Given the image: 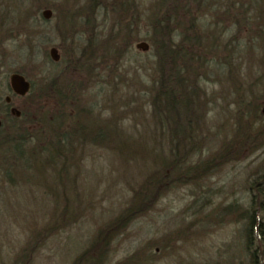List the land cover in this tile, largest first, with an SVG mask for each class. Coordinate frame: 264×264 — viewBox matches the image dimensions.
I'll list each match as a JSON object with an SVG mask.
<instances>
[{
  "label": "trees",
  "instance_id": "16d2710c",
  "mask_svg": "<svg viewBox=\"0 0 264 264\" xmlns=\"http://www.w3.org/2000/svg\"><path fill=\"white\" fill-rule=\"evenodd\" d=\"M164 1L166 3L161 9L154 8L153 11L149 9L150 5L136 4L135 0L106 3L103 11L109 8L113 17L110 27L102 29L104 32L101 34H95V29L102 25H91L88 17L85 22L75 19L81 14L75 11V20L71 23L78 22L80 27L65 30L67 32L56 31L61 34L58 36L62 43L57 46L61 51V61L56 64L60 63L62 69L56 74L41 77L39 93L45 100L36 106L44 110L45 123L34 128L33 119L29 115L24 116V106L19 108L23 119L4 111L3 118H9L11 125L0 132L2 212L1 208H5L7 213L14 214L12 206L6 207L8 199L13 197V190L30 178L27 173L33 163L37 160L40 164L43 154L50 149L57 153L55 161H63L62 172L72 168L78 172L80 168H77L76 159L85 149L100 151V155L103 151L110 152L116 155L118 166L127 170L134 167L130 165L135 161L142 162L141 157H145L146 152L155 157L160 155L165 160L158 166L154 161L152 169L141 174L139 182L132 187L128 185L131 189L125 206L101 223L65 264H142L145 262L141 259L144 253L140 251L112 262L120 234L153 209L156 199L172 187L195 184L207 172L220 169L228 162L238 163L264 145V116L260 110L264 106V93L254 92L264 81V0ZM87 3L88 13L92 14L95 5L92 0ZM73 14L70 15L72 19ZM29 27L22 39L28 51L33 47L29 45L30 40L40 39L43 34L37 27ZM141 29L145 30L143 39L151 54V82L147 89L150 115L144 127L152 124L151 130L164 135V138H150L148 151L145 145L130 139L134 134L128 131L129 127L110 125L109 121H100L97 116V123H84L90 115L86 114L95 103L93 88L101 85L107 94L110 93L111 82L117 79L119 64L126 57L130 45L138 39ZM244 67L245 71H242ZM254 67L259 69L255 77ZM17 73L23 75L24 72L19 70ZM26 77L29 79L28 75ZM208 77L214 78L217 93L223 99L225 96L227 106L232 107L231 112L215 125L213 134L206 135V139L210 137L220 143L217 153L204 162L183 167L184 161L195 154V148L203 140L198 133L200 113L211 101L206 99L205 89L198 87L197 83L201 80L206 82ZM175 79L187 96L188 120L183 127L184 140L177 142L176 156L169 160L174 147L171 150V143L166 142V125L159 124L158 119L162 116L163 96L171 91ZM118 82L122 83L119 79ZM31 86H34L33 82ZM133 86H138V81L132 80L130 87ZM7 90L10 92L9 88ZM12 96L25 99V96ZM46 101L55 103L54 111L48 109ZM103 107L107 108L106 105ZM46 115L48 118L51 115V119H46ZM32 125L34 127H28ZM30 141H33L32 145H29ZM72 143H79L78 153L71 152ZM49 161L54 159L49 156ZM48 165L60 166L52 162L45 166ZM80 172L77 177L75 173L65 172L62 178L58 173V187L50 185L49 188L28 190L31 200L38 193L41 200L50 198L54 205L52 209L46 208L43 215H36L34 220L23 219L20 222L24 225L19 228L20 234L22 232L24 236L10 241L7 247L0 245V264H34L35 253L51 244L57 234L80 224L82 214L80 210L78 212V206L82 203L78 201L73 186L81 177ZM68 175L69 179L63 181ZM248 190L253 194L247 198L242 210L230 206L227 209L240 221V246L247 264H264V177L259 182H251ZM7 233L11 234L10 229Z\"/></svg>",
  "mask_w": 264,
  "mask_h": 264
},
{
  "label": "rangeland",
  "instance_id": "374dc122",
  "mask_svg": "<svg viewBox=\"0 0 264 264\" xmlns=\"http://www.w3.org/2000/svg\"><path fill=\"white\" fill-rule=\"evenodd\" d=\"M92 1L95 8L92 14H89L88 0H0V132L5 131L11 125L9 118H3L4 111L7 109L1 102L5 97L11 99V105L18 112H20L19 108L26 107L24 116L29 115L36 126H28L29 128H37L45 123L44 110L38 109L36 104L45 100L39 93L41 77L56 74L62 69L60 63L56 64L48 59V50L55 48L59 55L58 62L61 61V51L57 49L58 45H62L60 43L61 34L56 31L67 32L65 29H68L66 24L62 27L56 26V30L53 27V24L60 19L59 15L62 13L60 11L68 10L67 12L74 13L77 10L78 14L81 12L82 15L79 14L76 18L73 14V19L70 18V20L74 22L78 18L79 21L85 22L88 17L91 25L96 27L102 25L101 28L95 29V34H101L104 32L102 29L110 27L113 17L109 8L103 11L104 5L110 4L111 1L124 0ZM135 1L136 4L150 5V11L154 8L161 9L166 3L164 0ZM45 9L51 12L47 21L40 16ZM59 23H68V20L63 18ZM29 26L43 31L40 39L30 40V46L36 45L30 50L31 53L22 40L24 31L29 30ZM73 26L79 28L80 24L75 22ZM145 36V30L141 29L138 32V39L130 45L126 57L119 64L117 79L113 82L115 85L113 86L111 82L110 93L107 94L101 85L98 86L100 90H97L98 87L93 88L92 91L96 93L95 103L92 105L93 109L86 114L90 115L84 123L87 125L89 122L97 123L98 120L95 118L97 116L100 121H109L110 125L129 127L128 131L134 134V136L130 135V139L145 145V150L148 151L150 138H164V135L160 136L158 132L151 130L152 124L144 127V122L149 120L150 115L147 89L151 82V71L149 70L151 54L149 47L147 51L141 52L136 50L134 45L139 42L147 44L143 39ZM79 40H82L81 37ZM68 42L66 40L65 43L68 44ZM65 43H63L64 46H66ZM19 70L25 74H18L30 83V90L25 95V99L15 98L7 90L8 76ZM257 70L259 69L253 68V77L257 75ZM242 71H245V67ZM118 79L122 81L121 84ZM132 80L138 81V86L130 87ZM32 82L34 86H31ZM261 83V86L257 87L254 92L264 93V81ZM197 86L205 89L207 97L205 98L211 102L208 103L206 110L201 112L202 115L200 113L202 118H199L198 133L203 140L197 142L195 154L184 161L183 167L204 162L217 153L220 143L210 137L206 139V135L214 133L215 125L222 121L232 108L227 106L225 96L223 99V96L217 93L218 86L213 77H208L206 82L199 81ZM113 88L116 91L113 92ZM46 102L50 107L48 109L54 111L55 103ZM163 104L162 116H159L158 122L163 126L166 125V142L171 143V150L174 147V152L172 151L168 159H174L175 146L178 141L183 142L185 136L183 127L188 120L187 96L182 92L176 79L171 91H167L163 96ZM104 105L109 110L105 109ZM261 109H264V106H261ZM20 117L19 115L18 118ZM49 118L46 115V119ZM32 142L30 141L29 145H32ZM71 147V152L78 153L79 143H72ZM146 153L145 157H141L142 162L135 161L130 165L134 167L127 170L118 166L116 155H111L106 151L100 155V151L93 152L85 149L83 155L81 154L82 156L76 159L81 177L76 179L73 185L79 197L78 201L82 203L78 206V212L80 210L82 214L81 222L70 229H65L56 237L54 236L55 239L51 244L35 253L34 264L67 263L84 246L89 236L101 226V223L103 224L104 221L116 215L126 204L131 189L129 186L132 187L139 182L141 174L144 175L152 169L154 161L156 166L165 161L160 155L155 157L149 155V152ZM43 155L42 162L39 164L36 160L28 170L27 174L30 178L13 190V197H10L6 203V207L12 206L14 214L7 213L5 208H1L3 210V212L0 211L1 246L6 245L7 247L10 241L24 236L19 230L24 227L20 223L23 219L34 220L36 215L37 217L43 215L46 208L49 209L54 205V201L50 198L41 200L38 193L31 200L28 190L49 188L50 185L58 187L56 184L58 173L61 178L65 172L75 173L76 177L79 174V170L77 172L75 168L62 172L63 161H55L58 157L55 150L50 149ZM49 156L54 159L52 163L60 164V166L57 168L53 165L45 166L51 163ZM67 177L63 181H67L69 175ZM263 177L264 145L255 154L238 163L228 162L220 169L207 172L195 184L172 187L169 192L156 199L153 209L138 218L119 235L118 243L114 248L116 255L112 258V262L123 259L125 256L128 258L136 251H140L144 253L141 259L145 262L142 264H247L240 246V221L236 215H231L227 208L230 206L238 211L242 210L247 203V198L253 194V191L248 190L249 184L254 181L259 182ZM39 186L41 187L38 188ZM84 199L86 201H83ZM7 229H10L11 234L7 233Z\"/></svg>",
  "mask_w": 264,
  "mask_h": 264
},
{
  "label": "water",
  "instance_id": "95a60500",
  "mask_svg": "<svg viewBox=\"0 0 264 264\" xmlns=\"http://www.w3.org/2000/svg\"><path fill=\"white\" fill-rule=\"evenodd\" d=\"M41 16L44 19H47L50 16V12L48 10H43L41 12ZM134 48L141 52H145L148 49V45L144 42H139L134 45ZM48 56L49 59L53 62H57L59 60V55L55 48H50L48 50ZM8 87L11 93H13L15 96L18 97H23L29 92V83L25 80V78L22 75L18 73H12L8 76ZM4 101L8 103L9 102L8 97H5ZM9 113L14 117L19 116V112L14 108H11L9 110Z\"/></svg>",
  "mask_w": 264,
  "mask_h": 264
},
{
  "label": "flooded vegetation",
  "instance_id": "af4514ba",
  "mask_svg": "<svg viewBox=\"0 0 264 264\" xmlns=\"http://www.w3.org/2000/svg\"><path fill=\"white\" fill-rule=\"evenodd\" d=\"M58 9V8H57ZM45 10H47V9H45ZM49 11V10H48ZM68 11V10H67ZM67 11H60V12H62V13H60V15H59V17H60V19L59 20H57V22L56 23H54L53 24V27L55 28L56 26H61L62 27V25H67V29L68 30H72V29H74L75 27L73 26V23H71L72 21L70 20V18H71V11H69V12H67ZM75 11H77V10H75ZM50 12V11H49ZM73 14V13H72ZM50 15H51V12H50ZM41 16V15H40ZM41 18L44 20V21H47L48 20V18L47 19H44L42 16H41ZM63 18H67V20H68V23H59V21H62L63 20ZM60 24V25H59ZM56 29V28H55ZM66 30V29H65ZM53 62V61H52ZM58 62V61H57ZM57 62H53V63H57ZM26 80V79H25ZM27 81V80H26ZM28 82V81H27ZM29 83V82H28ZM9 88V87H8ZM10 90V89H9ZM29 90H30V83H29ZM10 93H11V91H10ZM12 95H14L13 93H11ZM8 99H9V102L8 103H6L5 101H4V104H5V107H6V109H7V111L9 112V110L11 109V108H14L12 105H11V99L8 97ZM261 112L262 113H264V109H261ZM19 115H20V113H19ZM17 118V117H16Z\"/></svg>",
  "mask_w": 264,
  "mask_h": 264
}]
</instances>
